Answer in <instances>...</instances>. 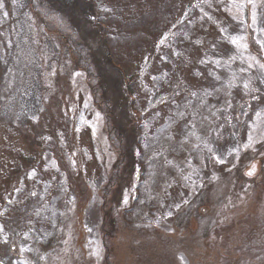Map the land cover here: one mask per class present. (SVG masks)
Listing matches in <instances>:
<instances>
[{
    "label": "rangeland",
    "instance_id": "374dc122",
    "mask_svg": "<svg viewBox=\"0 0 264 264\" xmlns=\"http://www.w3.org/2000/svg\"><path fill=\"white\" fill-rule=\"evenodd\" d=\"M0 4V264H264V0Z\"/></svg>",
    "mask_w": 264,
    "mask_h": 264
},
{
    "label": "snow or ice",
    "instance_id": "6c2138e0",
    "mask_svg": "<svg viewBox=\"0 0 264 264\" xmlns=\"http://www.w3.org/2000/svg\"><path fill=\"white\" fill-rule=\"evenodd\" d=\"M249 2H251V0H249ZM3 5L2 4H0V7H2ZM253 8H255V4H253ZM252 21H253V24H255L256 23V13H255V11H253V13H252ZM233 44H237V39L236 38H233L232 39V41H231ZM261 67H264V65H261ZM245 87H247V85H245ZM250 140H251V137L249 138ZM251 145L250 144H245L244 145V148H248V147H250ZM221 163L223 162V161H220ZM254 172H255V165H253L252 167H251V169L246 173V175H248V176H252L253 174H254Z\"/></svg>",
    "mask_w": 264,
    "mask_h": 264
},
{
    "label": "trees",
    "instance_id": "16d2710c",
    "mask_svg": "<svg viewBox=\"0 0 264 264\" xmlns=\"http://www.w3.org/2000/svg\"><path fill=\"white\" fill-rule=\"evenodd\" d=\"M213 29H214V28H213ZM210 37H211V36H207V37L205 38V39H206L205 42L207 43V45H208V44H211L210 41L212 40V38H210ZM214 43H216V42H213L212 45H215V47H218V45L220 44L219 41H218L216 44H214ZM212 45H211V47H212ZM195 65H196V64H194V65L191 64V66H193V67H194ZM185 93H186V92H185ZM111 126H112V125H111ZM111 129H112V131H114V132L116 133L117 138L120 139V143H121V145H122V142H123V141L121 140V136H122V135L116 132V129H115L114 126H112ZM123 156H124V154H123ZM124 158H125V156H124ZM126 158H127V157H126ZM123 161H125V159H124ZM167 185L170 186V184H167ZM172 191H173V186H170V187H167V188H166V192H167V193H171Z\"/></svg>",
    "mask_w": 264,
    "mask_h": 264
}]
</instances>
